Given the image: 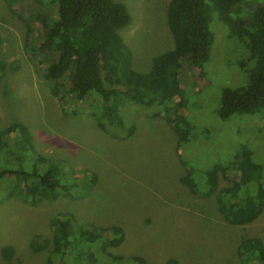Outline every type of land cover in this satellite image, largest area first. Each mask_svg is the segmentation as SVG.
<instances>
[{"label": "rangeland", "instance_id": "374dc122", "mask_svg": "<svg viewBox=\"0 0 264 264\" xmlns=\"http://www.w3.org/2000/svg\"><path fill=\"white\" fill-rule=\"evenodd\" d=\"M114 1L129 14L117 33L130 51L131 67L146 73L152 58L173 45L168 0ZM55 13L50 0H0V60L6 68L0 77V131L12 122L22 124L32 156L59 162L76 174L81 187L75 198L60 196L35 205L16 196L0 198V264H71L54 251L49 222L57 211L70 213L76 224L121 229V240L108 246L121 258L104 264H138L132 255L142 264H259L254 255L243 261L236 248L248 236H258L264 245V211L250 223L232 225L215 200L237 178L243 147L260 166L264 186V116L233 114L222 120L218 115L221 88L246 80L247 66L238 64L246 50L241 53L239 42L213 15L207 61L196 66L182 56V92L172 101L184 103L179 113L191 125L185 141H178L180 126L163 118L156 105L125 103L124 127H101L97 98L79 97L67 77L56 96L42 78L53 56L38 44ZM207 170H214L208 195L194 194L180 181L186 176L202 188Z\"/></svg>", "mask_w": 264, "mask_h": 264}, {"label": "trees", "instance_id": "16d2710c", "mask_svg": "<svg viewBox=\"0 0 264 264\" xmlns=\"http://www.w3.org/2000/svg\"><path fill=\"white\" fill-rule=\"evenodd\" d=\"M50 1L56 4L55 19L42 33L38 49L53 56V60L44 69L42 78L56 96L61 80L67 77L79 97L97 98V119H102L103 122L98 123L101 127L106 124L113 129L123 128L125 103L140 107L156 105L163 118L175 128L180 126L178 141H185L191 125L179 113L184 103L180 99L172 101L182 92L178 79L180 60L186 56L196 66L207 61L214 41L209 29L213 15L227 28V36L239 42L241 53L246 50L238 64L247 66L243 84L221 88L219 118L225 120L233 114L254 113L264 116V0H168L166 21L173 45L152 58L146 73L131 67L130 51L117 33L118 28L129 22L122 3L114 0ZM5 69L0 60V77ZM131 128L132 125L128 127ZM29 140L26 128L18 122H12L6 132L0 131V198L16 196L28 205L60 196L75 198L81 187L76 174L66 172L59 162L41 161L39 155L33 157ZM250 153L244 147L240 149L237 178L215 197L221 216L232 225L250 223L264 211L261 168L251 161ZM237 156L234 155L236 159ZM213 173L214 170L205 172L202 188L186 176L180 181L192 193L205 196L212 191L210 177ZM250 181L254 182L253 187L246 186ZM49 227L60 261L104 264L121 258L108 251V246L116 245L122 238L121 229L116 225L76 224L70 213L57 211ZM6 250L12 256L11 249ZM236 254L243 261L254 255L259 264H264V245L258 236L241 239ZM130 260L143 263L139 256L132 255Z\"/></svg>", "mask_w": 264, "mask_h": 264}]
</instances>
